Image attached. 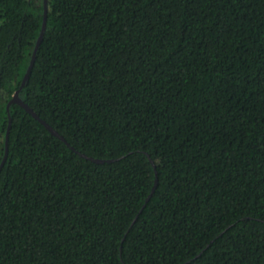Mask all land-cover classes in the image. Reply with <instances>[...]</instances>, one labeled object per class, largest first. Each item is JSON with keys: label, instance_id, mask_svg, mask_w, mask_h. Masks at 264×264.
Returning a JSON list of instances; mask_svg holds the SVG:
<instances>
[{"label": "trees", "instance_id": "1", "mask_svg": "<svg viewBox=\"0 0 264 264\" xmlns=\"http://www.w3.org/2000/svg\"><path fill=\"white\" fill-rule=\"evenodd\" d=\"M43 21L0 0V89ZM22 97L76 151L15 107L0 264H264V0H50Z\"/></svg>", "mask_w": 264, "mask_h": 264}, {"label": "flooded vegetation", "instance_id": "2", "mask_svg": "<svg viewBox=\"0 0 264 264\" xmlns=\"http://www.w3.org/2000/svg\"><path fill=\"white\" fill-rule=\"evenodd\" d=\"M47 1L48 0H36V3L39 7H43L45 9V5ZM48 4H50V0L48 1ZM27 71L28 69L25 72L24 71L19 72L17 79H14V84L11 87V89L9 90H6L4 88L0 89V111L2 112V114L0 115V167L2 166L1 170L5 166L9 156V145H10V138L13 128V120H14L13 111L16 106H19L20 108H23L25 110V108L21 104L13 102L16 93L20 92L19 94L20 100L22 101L23 104L28 105L25 99L22 97L23 91L29 81L28 80L26 84L23 86V82L26 77ZM9 105H10V109H9Z\"/></svg>", "mask_w": 264, "mask_h": 264}, {"label": "water", "instance_id": "3", "mask_svg": "<svg viewBox=\"0 0 264 264\" xmlns=\"http://www.w3.org/2000/svg\"><path fill=\"white\" fill-rule=\"evenodd\" d=\"M49 1V0H48ZM48 1L45 5V9H44V21H43V26H42V30H41V33H40V36L38 38V41L36 43V46H35V50H34V53H33V57H32V60H31V63H30V66L28 68V71H27V74H26V77L24 79V82H23V86L26 84V82L29 80L30 78V75H31V72H32V69L34 68V65H35V62H36V59H37V53L39 51V48H40V45L42 43V40H43V37L46 33V30H47V18H48V11H49V4H48ZM20 92L16 93L15 95V98L13 100V102H16V103H19L21 104L25 110L31 114L36 120H38L40 123H42L47 129L48 131H50V133L56 137H58L60 140H62L63 142H65L69 147H71L73 150L76 151V149L74 147L71 146V144L66 140V138L61 135L57 130H55L50 124H48L45 120H43L36 112H34V110L29 106V105H26V104H23L22 101L20 100V96H19ZM11 105V104H10ZM10 105H9V109H10ZM82 157L90 160V161H93L95 163H98V164H104V163H111V162H114L115 160H103V159H96V158H93V157H89L87 156L86 154H82L80 152H78ZM152 163L155 165L154 161L151 160ZM2 167V166H1ZM1 167H0V170H1ZM155 169H156V175H157V179H156V183H155V186L153 188V191L151 193V195L148 197L147 199V202H146V205L147 203L150 201V199L152 198V196L154 195V193L156 192V189L158 187V183H159V178H158V171H157V167L156 165L154 166ZM146 205L144 206V208L146 207Z\"/></svg>", "mask_w": 264, "mask_h": 264}]
</instances>
